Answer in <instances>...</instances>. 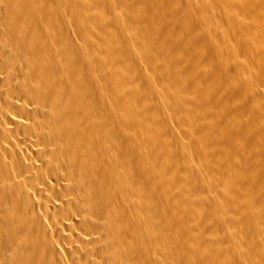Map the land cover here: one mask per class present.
I'll return each mask as SVG.
<instances>
[{
    "label": "bare ground",
    "instance_id": "bare-ground-1",
    "mask_svg": "<svg viewBox=\"0 0 264 264\" xmlns=\"http://www.w3.org/2000/svg\"><path fill=\"white\" fill-rule=\"evenodd\" d=\"M261 93L264 0H0V264H264Z\"/></svg>",
    "mask_w": 264,
    "mask_h": 264
},
{
    "label": "rangeland",
    "instance_id": "rangeland-1",
    "mask_svg": "<svg viewBox=\"0 0 264 264\" xmlns=\"http://www.w3.org/2000/svg\"><path fill=\"white\" fill-rule=\"evenodd\" d=\"M205 7H206L205 5L202 6L203 10H206ZM206 11H207V10H206ZM159 21H160V20H159ZM198 21H199V20L195 21V25H196V26H199V31H198V33H199L200 35H202V21H201V22H198ZM159 24L161 25V28H160V29L162 30V35H163V31L165 30V29H164V25H163L162 22H161V23L159 22ZM182 24H185V23H184V22H181V23H180L181 28L184 26V29L188 31V29H189V28H188V27H189L188 24H187V25H183V26H182ZM181 28H178V29L180 30ZM184 29H182V30H184ZM165 32H166V30H165ZM179 32L182 33L181 30H180ZM185 32H186V31H184L183 33H185ZM166 34H168V33L166 32ZM166 34H165V35H166ZM163 36H164V35H163ZM166 36H167V35H166ZM201 41H202V40H201ZM191 53H192V54H191ZM162 56H163V55H160L159 58H161ZM163 57H165V56H163ZM188 57H190V58L193 57V52L190 51V53H188ZM163 59H164V58H162V60H163ZM229 81H230V82H229ZM224 82H225V83H224ZM224 82H223V84H222L223 87H226V88H233V87H234V82L232 83L231 80L226 79V80H224ZM195 83H197V84L199 83V84H200V82H199L198 80H197ZM201 84H202V85L200 86V89H201V88H202V89L199 91V95H198V97H197V100H196V101L194 100V101H192V102H193L192 104H191V102H190V104H189V105H192V108L194 107V108H196L197 110L199 109L198 111H200V110L202 109V103H203V102H206V100H207L206 98H208V94H206V93H207V89H206V87H205V85H204L203 83H201ZM262 89H263V88H262ZM262 89H261V90H262ZM205 90H206V91H205ZM202 91H203V93H204L205 95L200 93V92H202ZM200 95L203 96V97L201 96L203 99L200 97ZM199 98H201V99L199 100ZM204 98H205V99H204ZM259 98H260V99L257 98V99H254V101H253V102H254L255 109H256L257 111H258V110L260 111V108L264 106V93H261V95H260ZM255 100H256V101H255ZM196 104L198 105V107H197ZM194 105H195V106H194ZM199 107H201V108H199ZM194 108H193V109H194ZM194 110H195V109H194ZM176 122H177V123H176ZM182 123H183V122H182ZM177 124L180 125V124H179V121L176 119V120L174 121V125L178 128V125H177ZM184 124L187 125L185 122H184ZM182 126H184V125H182ZM253 127H254V128H253V131L256 132V131L258 130V128L255 127V126H253ZM183 128H188V126H187V127H183ZM189 155H190V156H189ZM191 155H192V154H187V157H189V158H187V159H188V161H191V162H192V161L195 160V158H194V156H191ZM203 203H204V202H202V206L204 205ZM259 203H261V202H259ZM255 205H256V206H255ZM259 205H260V204H258V203L254 204V206L252 205V208L255 207V209L259 210V211H256V212H255V210H254V214H253L254 218H258V217H260V215H257V213H258V214H261L260 212H264V204L262 205V206H263V210H262V211L260 210V208L262 209V206L257 207V206H259ZM256 207H257V208H256ZM258 208H259V209H258ZM255 215H257V216H255ZM262 215L264 216V213H263ZM206 216H208V213H206V212L204 213V211H203V212H202V218H201V219H203V221L200 220V223H199V224H202V223H203V224H211V223L208 221V219H207ZM263 216L260 217V218H263ZM205 218H206V219H205ZM255 220H256V219H255ZM257 220H258V219H257ZM260 220H261V219H260ZM262 220H263L262 222H264V219H262ZM253 224H256V223H253Z\"/></svg>",
    "mask_w": 264,
    "mask_h": 264
}]
</instances>
